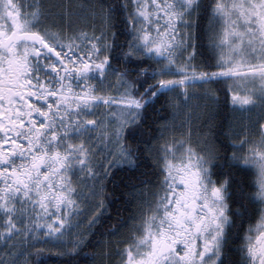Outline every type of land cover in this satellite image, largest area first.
<instances>
[{
    "label": "snow or ice",
    "instance_id": "snow-or-ice-1",
    "mask_svg": "<svg viewBox=\"0 0 264 264\" xmlns=\"http://www.w3.org/2000/svg\"><path fill=\"white\" fill-rule=\"evenodd\" d=\"M0 264H264V0H0Z\"/></svg>",
    "mask_w": 264,
    "mask_h": 264
}]
</instances>
